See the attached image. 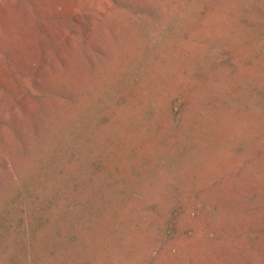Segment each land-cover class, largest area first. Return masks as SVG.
Returning <instances> with one entry per match:
<instances>
[{
    "label": "rangeland",
    "instance_id": "obj_1",
    "mask_svg": "<svg viewBox=\"0 0 264 264\" xmlns=\"http://www.w3.org/2000/svg\"><path fill=\"white\" fill-rule=\"evenodd\" d=\"M0 264H264V0H0Z\"/></svg>",
    "mask_w": 264,
    "mask_h": 264
}]
</instances>
